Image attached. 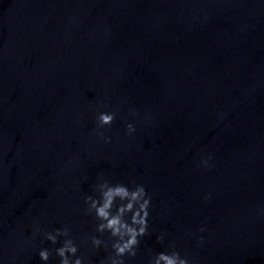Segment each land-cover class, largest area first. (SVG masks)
Wrapping results in <instances>:
<instances>
[{
	"label": "water",
	"instance_id": "obj_1",
	"mask_svg": "<svg viewBox=\"0 0 264 264\" xmlns=\"http://www.w3.org/2000/svg\"><path fill=\"white\" fill-rule=\"evenodd\" d=\"M104 180L152 198L126 264H264V0H0V264L113 255Z\"/></svg>",
	"mask_w": 264,
	"mask_h": 264
},
{
	"label": "clouds",
	"instance_id": "obj_2",
	"mask_svg": "<svg viewBox=\"0 0 264 264\" xmlns=\"http://www.w3.org/2000/svg\"><path fill=\"white\" fill-rule=\"evenodd\" d=\"M116 118L115 112H100L98 114V127L100 129L111 125ZM129 134L135 132L132 124L128 125ZM103 136V132H99ZM207 164V161H204ZM99 197L91 195L86 197L85 203L89 205L86 212L95 213L99 221L96 230L101 234L108 232L112 238L111 248L113 255H110L101 264H126L124 257H135L140 245V237L148 234V219L150 216L149 208L151 196L148 195L145 187L136 184L129 188L126 184H112L109 180H104L96 186ZM117 201L120 203L117 204ZM129 214L130 220H129ZM40 231L39 228L36 229ZM203 231V229H201ZM63 236L62 246L55 249V254L60 258L59 264H85L83 256H77L79 247L71 238L70 229L65 227L45 233V238L53 244L58 243V237ZM163 235L158 237L163 242ZM203 237H201V242ZM91 242L95 248L99 249L102 244L107 248V244L100 238L93 236ZM52 251L47 248L39 251V256L45 264L52 256ZM75 257V259H73ZM152 264H192L187 256H182L174 248L171 251L159 252L154 257Z\"/></svg>",
	"mask_w": 264,
	"mask_h": 264
}]
</instances>
